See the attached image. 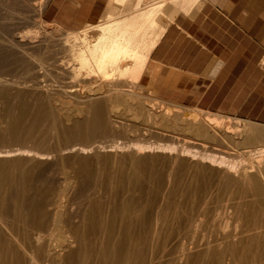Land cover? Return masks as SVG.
Wrapping results in <instances>:
<instances>
[{
	"label": "bare ground",
	"instance_id": "1",
	"mask_svg": "<svg viewBox=\"0 0 264 264\" xmlns=\"http://www.w3.org/2000/svg\"><path fill=\"white\" fill-rule=\"evenodd\" d=\"M205 3L108 0L104 14L94 21L92 17L87 21L88 17L76 30L63 29L61 23L51 31L32 28L23 33L19 28L23 34L16 30L9 36L0 33L1 102H9L8 87L23 90L29 86L46 95V100L31 107L19 100L12 114L14 108L6 106V119L0 118V142L23 140L42 148L53 134L62 141H82L79 146L56 144L51 150L60 169L65 171L69 161L78 167L83 182L92 185L83 190L72 175L64 174L58 185L38 184L34 171L48 164L52 158L48 151L33 150L31 144L21 149L23 141L17 149L0 150V264H88L91 259L94 264H264V125L250 119L232 123L228 116L202 113L199 108L193 113L173 114L168 106L157 113L147 105L156 99L141 91V86L148 87L151 82L152 54L163 37L174 26L190 34L186 26ZM38 24L36 27H44L41 21ZM9 60L19 67L15 79L7 77L13 72ZM54 78L58 82V78H70L69 88L63 93L41 88L43 82ZM138 81L142 82L140 88L124 89ZM38 95L34 92L31 97ZM132 106L137 112L129 114ZM116 113L188 131V137L199 143L216 141L218 133H230L236 143L255 147L226 155L197 146L143 142L141 138L129 144L114 142L109 149L97 144L98 161L101 154L114 158L112 166L93 173L87 153L96 138L111 130L110 115ZM167 152L174 154V159L182 158L181 163L188 159L191 180L199 172L204 176L201 183L184 189V197L182 192L180 198H172L181 165L170 163L164 170L163 154ZM125 155L129 166L124 169ZM159 196L163 203L153 213ZM92 233L101 234L97 244L89 238Z\"/></svg>",
	"mask_w": 264,
	"mask_h": 264
},
{
	"label": "rangeland",
	"instance_id": "2",
	"mask_svg": "<svg viewBox=\"0 0 264 264\" xmlns=\"http://www.w3.org/2000/svg\"><path fill=\"white\" fill-rule=\"evenodd\" d=\"M23 1H24V3L22 2V0H19V1L18 0H11V1L10 0H0V28H2V29H0L1 30L0 33L4 34L6 36H9V34H11L12 31H15V30L19 31V28L21 29V31L24 30V32H25V30L26 31L29 29L31 30L32 28L37 29L35 31L39 30L42 32L45 29L46 30L48 29V31H51L55 28H58V26L61 27L62 24L61 23L59 24L60 21L58 22L56 19H53L52 14L50 13L49 3L51 0H43L42 4H41L40 0H26V1L23 0ZM9 2H10V4H9ZM206 2L207 3H205L201 12H199L198 16H197L198 17L197 23L200 24L197 26L198 27L197 31L199 30V34L205 33V31H208L209 33H211V31H212L214 34L215 33L221 34V32L217 31V28L227 26V25H225V23L221 24V22L225 21L224 19H226L225 16L227 15V14H225V15L221 14V12L224 13L227 5H230V8L233 11V18H232L233 20L232 21L234 22L233 33H234L235 41L241 40V33H242L241 29L243 28L241 23L245 22V21L250 22L249 23L250 32H252V27H254L256 29V31L253 30L254 31L253 35L258 34V32H257L258 28L257 27L264 20V16H263L264 15V0H217V1L206 0ZM17 3H19V4H17ZM38 3L40 5H42L43 10L40 11L41 6H38L39 5ZM43 5H45L44 8H43ZM37 7H39V8H37ZM214 11H216L218 13V15L213 13ZM227 16H229V14ZM20 17H21V19H20ZM24 17L28 18L30 21L29 20L26 21L27 19H25ZM98 17L95 16L93 21L97 20ZM245 18H247V19H245ZM24 19H25V22H24ZM21 20L23 22H21ZM16 21H18L19 24ZM39 21H41L43 23L44 27H42V28L36 27V26H39V24H38ZM193 21L194 20H192L191 23H193ZM16 23H17V26H15V28H16L15 29L14 24L16 25ZM21 23L24 25L21 26L22 25ZM19 25L21 27H23V29ZM27 27H28V29H27ZM81 27L68 28V26H66V25L64 26V24L62 25L63 29L66 28V29L76 30V29H79ZM205 27H207L208 29H206ZM186 28H188V25L186 26ZM180 29H182V28H180ZM3 30L5 33H3ZM21 31H19V34L24 33L23 31H22L23 33ZM255 32H257V33H255ZM57 34L59 35L60 33H57ZM58 37L60 38L62 36H58ZM206 38L209 39L208 37H206ZM258 38L259 37H257V36L253 37L254 40H258ZM212 44H213V42H212ZM249 57H252V55H250ZM8 63L10 64V67L12 66L11 68L10 67L9 68L13 72H12V75H8L7 77L15 79L17 76L20 75L18 72L19 67H16L17 64L15 63V65H14V62H12V60H9ZM262 63H263V61L255 62V61L242 60V59H237L233 63H230V65H232V67L230 66L227 69V71L225 72V76H227V77L224 79V81H222V83L218 87H216V86L213 87V89H215V91H219V93L217 92V94L214 95V94H212V92H210L203 99V101H200V95H198V90L201 89V85L198 87L195 84V83H197L196 79L198 77H200L202 74H206V72L208 73V75H209V73L212 74L213 72H209L212 70H206V69H208V67L211 69V67L214 65V63L212 61L206 62L203 59H198V60H195L194 62L182 63L185 66L190 67V68L186 72H181L180 75L176 74L174 76L172 73H166V75L169 74V76H168V78H165V83L163 81H160L159 83H155L154 79L151 78V82L149 83L148 87L145 86L144 84H142L144 86H141L140 83H142V82L138 81L137 83L133 84V87L125 86L124 89H133L134 86H137L140 88V86H141V91L145 95L147 94L149 99H154V98L156 99V100L152 101V103L148 102L147 105L151 106L152 111L155 110V112H157V113H162L164 111L165 107H168V106H170V110L172 111L173 114H175L176 112H180V113L181 112H186V113L192 112L193 113V110H196L197 108H199V111H201V112L203 111L202 113H204V111H205V113L209 112L208 114H213V113L218 114L219 113L218 115H224L226 118L228 116V118L230 117L229 119H230V121H232V123L243 122V120L245 121L246 119L247 120L250 119L252 121L258 122L260 125H264V116L260 117L261 119H259V117H258L259 102H258V92H257V81H258L257 74H258V71H260L261 74L262 73L264 74V71H262V69H261ZM208 65H210V66H208ZM204 70H206V71H204ZM211 74H210V76H212ZM66 79L70 80V78H66ZM178 79H180V80H178ZM49 80L50 79H47L48 82L47 81L43 82L42 85H44V86L41 88L45 89V90L47 89L48 92L51 91L50 93H54V92L56 93V92H60V91L63 93L64 90H67L69 88L67 85V83H69V82L67 80H65V78H63L62 80H60V78H58L59 82L57 81L56 78H54L53 80H50V81ZM177 81H179V82H177ZM62 82H64V83H62ZM65 83H66V85H65ZM28 84H31V82ZM45 86H47V88ZM27 87H29V86H27ZM27 87H25L23 90H22V88H19V87L18 88L13 87V88H11V90H10V87L7 88L6 93L7 92L9 93V91H12V92H10L9 95L7 93V96H9V97H6V99H7V102L8 101L9 102L6 104L4 103L5 105L1 102L3 100L0 99V112H3L2 114L0 113V116H2V117H0L1 121L6 119L5 108L7 105L11 106V108H14L11 110V114H12V113L17 111V107L19 105V100H20V102L26 101L25 104L27 106L31 107L32 104H33L32 106L38 105L40 103L39 102L40 99H41L40 101H43L46 98L45 94L42 93L43 94L42 95L39 92L41 95L40 96V95H38L39 93H37V91L32 90V87L31 88L29 87L31 90ZM51 87H53V88H51ZM60 87L63 89L62 90L59 89ZM145 88H147V89H145ZM137 90H138V88H137ZM14 91L16 92L15 94L13 93ZM34 92H35V95L36 94L38 95V96H35L36 98L31 97V96H34ZM18 93L21 95L18 96ZM16 94H17V96H16ZM11 96H13V98ZM27 96H29V98ZM20 97H21V99H20ZM232 98L234 99L233 102H232ZM11 101H14V103L13 102L11 103ZM211 101H213V103H211ZM30 102H32V103H30ZM217 103H222L223 106L224 107L227 106V108L216 109L215 106L217 105ZM262 104H263V101H262ZM1 106H3V107H1ZM2 110H4V111H2ZM135 112H137V108L133 107V106L131 107V110L128 111L129 114L135 113ZM121 115H123V114H121V113L117 114L116 113V115H113V114L110 115L111 121L113 120L111 122V127H110L111 130H109V132L107 134L101 135L100 137L96 138L95 142L91 145L92 147L90 146V148H89L90 153L88 152L87 154L90 156V159H92V160H90L88 166L90 167L89 169H91L93 173H96V172L99 173L100 169L102 167L112 166L113 158H114L113 156L101 154L102 160L98 161L96 154H95L97 152L96 147H95L97 144H99V145L101 144L106 149H109V148H111L110 145L113 144L114 142H121V143L124 142L126 144H129L130 141L131 142L137 141L138 139L141 138L143 142H149V143L151 142V143H157V144L158 143L159 144L176 143L175 145H178V147L183 146V145H187V146H191V148L194 146H197L198 148H200L199 150H201L202 148H206L209 151L210 150L221 151V152L225 153L226 155H234L236 153H246L247 150H250V149L255 147L254 145L252 146V144H249V143H242V142L236 143L235 141H233L231 139V137L229 135L230 133H224V134L218 133L216 136V141L215 140L214 141L208 140L207 142L204 141L203 143H199V142H197L198 140H196V139L194 140L191 138L193 140L192 141L190 139V137H188L190 135V133L188 131H184V130H180V129H176V128H171V127L165 128L167 126L160 125L159 123H154L153 120H136V119H131V117L129 118V117H126L124 115L123 116H121ZM138 121H139V123H138ZM145 121H147V122H145ZM140 123H141V125H140ZM133 124H135V125L137 124L138 128L135 125L132 126ZM150 125H152V126H150ZM158 126H160V127H158ZM139 128H140V131L138 130ZM135 129H137L138 131L135 132ZM142 131H144V132H142ZM49 136L50 137L53 136L54 138L53 137L50 138ZM49 136L46 139L50 138V140L48 139L49 141H47L45 139L46 145L44 144L42 146V148L38 147L39 148L38 149L36 145L34 146L33 144L30 143L33 147V150H34V148H37L38 150H42V152L48 151V153H50L51 157H52L51 159L48 160V164L45 163V164H43V166H41L42 168L40 167L36 170L37 172L34 171V173L36 175V180L40 179L39 180L40 182L38 184H44V182L45 183L46 182H52V183H54V185H56V184L58 185L61 183L60 181L62 180L63 176H68L71 178L74 177V179H76V181L78 183V186L80 188L84 187L83 190L86 189L87 186H92L86 180H84V182H83L82 179H85V178L82 175L80 176L81 173L78 172V169H77L78 167L72 163H69V161H67L65 163V168L67 171L60 169L61 164H59L58 162H55L56 160H55V158H53V155L55 154V152L53 151L54 149L51 150L52 148H55L56 144L57 145L59 144L60 146L62 145V147L73 146L75 144H77V146H79L80 143H82V141L75 139L77 141L70 140L69 142H67L65 140L62 141V139L58 140V138L56 136H54V134L49 135ZM135 136H136V139H134ZM138 136H140V137H138ZM222 137H227V139H222ZM56 140H57V142H56ZM22 141L23 140H19L18 141L19 143L17 141H15V142L12 141L11 143L10 142H7V143L6 142H0V145H2V146H0V150H4V149L5 150H11L14 147L19 148L21 146L20 144ZM62 142H63V144H62ZM25 143L27 144V142L23 141L22 146H24V145L25 146L24 147L21 146L20 147L21 149L26 148V146H28L29 148L31 147V145L29 143H28L29 145H26ZM48 144H49V147H48ZM64 144H67V145H64ZM28 147H27V149H29ZM48 148H50V150ZM125 149H127V148H125ZM125 151H127V150H125ZM32 152H34V151H32ZM12 153H14V152H12ZM166 154H163L165 157V160H166L165 164L163 163L164 167L161 164V166L164 168V170L165 169L167 170L170 163H172L173 167H175L176 165H179V164L181 165V167L178 168V173L176 174V177H175L176 183H175L174 189L172 190V198L176 197V196H177V198H180L179 195L182 192H183L182 196L184 197V189L186 187L201 183L204 176H201L200 172H199L197 178L194 177L191 180V178L189 177V174H188V165H187L189 163L188 159L184 158L187 162L181 163L180 161L182 158L174 159L172 157L174 154L171 155V154H168V152ZM12 157H15V156H12ZM124 157H125L126 161H125V163L121 164V167H123L125 169V168H128V166H129V157L127 155H125ZM50 160H52V161H50ZM172 160H173V162H172ZM53 161L55 162L56 165L53 163ZM49 162H51V164ZM44 165L46 168L44 167ZM51 166H52V168H51ZM118 166L119 165H116L115 167H118ZM48 167H49V169H48ZM53 168H55V169H53ZM56 168L58 170H56ZM95 168L98 171H95ZM54 170H56V171H54ZM69 174H70V176H69ZM73 174H75L76 176ZM77 175H79V176H77ZM104 175L106 176V173H104ZM104 175L102 174V176H103L102 178H104ZM59 176H61L60 177L61 179L59 178ZM55 177H56L57 181L55 180ZM49 178H50V180H49ZM78 178H79V180H77ZM46 179H48V180L45 181ZM80 179L82 180L83 184L81 182H79ZM38 180H37V182H38ZM58 180L60 183L58 182ZM84 183H85V185H84ZM86 183H88V185ZM85 186H86V188H85ZM155 191L158 193L159 189H156ZM155 191H153L152 195L155 194ZM159 197L160 198H158L156 200V203L154 205L155 207H153V213H154V210L156 212L157 207L161 203H163V201L161 202V196H159ZM110 198H111L110 195H108L106 200L109 201ZM181 201H183V199H181ZM169 216L171 217V213L169 214ZM77 219L78 218H75L73 220L76 221ZM100 237H101L100 233H92L89 236L90 240L94 244L98 243L97 241ZM74 247H76V244L74 245ZM93 261H94V259H91L88 262V264H94Z\"/></svg>",
	"mask_w": 264,
	"mask_h": 264
},
{
	"label": "crops",
	"instance_id": "3",
	"mask_svg": "<svg viewBox=\"0 0 264 264\" xmlns=\"http://www.w3.org/2000/svg\"><path fill=\"white\" fill-rule=\"evenodd\" d=\"M107 1L108 0H51L49 7L53 19L59 20V23L69 28H78L86 23L88 17L90 18L87 21L94 19L96 15L98 17L101 13L104 14L103 11L105 10L104 7L106 8ZM213 13L218 15L216 11ZM221 14H229V16H225V21L221 22V24L225 23L227 26L217 28V31L221 32V34H214L211 30V33L205 31V33L199 34V30L197 31V26L200 25L197 23L198 17L194 19L196 22L193 21L192 23L193 25L195 23V27L190 24V26H192L187 28L190 34L181 29H177L178 27L176 26L172 27L169 32H167L152 54L153 73L151 78L154 79L155 83H159L162 80L165 82V78L169 76V74L166 75V73H172L175 76L176 74H180L181 71H188L190 67L182 63L194 62L198 59H203L206 62L213 61L214 65L211 69L214 75L209 77L210 73L208 75L206 72V74H202L199 79L197 78V83H195L197 86L201 85V89L198 90V95H200V101H203L210 92L214 95H216L217 92L219 93V91H215L213 87H218L227 77L225 76V72L230 66L232 67L230 63H233L237 59L255 62L264 61V20L257 27V35H253V32L256 31L254 27H252V32H250V22H242L241 40L235 41L233 33L234 22L232 21L233 11L230 5H227L224 13L221 12ZM205 28L208 29L207 27ZM254 36L259 37L258 40H254ZM250 55H252V57H249ZM211 69L208 67L207 70ZM261 69L264 71L262 65ZM206 75H208L207 78L205 77ZM257 76L259 102L258 117L261 119L260 117L264 116V74L258 71ZM233 101L234 99L232 98V102ZM211 103H213V101H211ZM215 108L223 109L227 108V106L224 107L222 103H217Z\"/></svg>",
	"mask_w": 264,
	"mask_h": 264
},
{
	"label": "built area",
	"instance_id": "4",
	"mask_svg": "<svg viewBox=\"0 0 264 264\" xmlns=\"http://www.w3.org/2000/svg\"><path fill=\"white\" fill-rule=\"evenodd\" d=\"M262 66H263V68H264V61H263V63H262Z\"/></svg>",
	"mask_w": 264,
	"mask_h": 264
}]
</instances>
